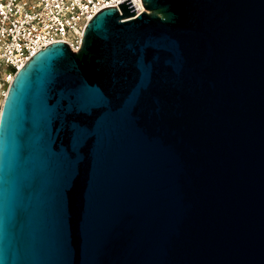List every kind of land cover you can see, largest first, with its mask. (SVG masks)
Listing matches in <instances>:
<instances>
[{
	"label": "water",
	"instance_id": "1",
	"mask_svg": "<svg viewBox=\"0 0 264 264\" xmlns=\"http://www.w3.org/2000/svg\"><path fill=\"white\" fill-rule=\"evenodd\" d=\"M128 1L10 87L0 264H264V0Z\"/></svg>",
	"mask_w": 264,
	"mask_h": 264
},
{
	"label": "built area",
	"instance_id": "2",
	"mask_svg": "<svg viewBox=\"0 0 264 264\" xmlns=\"http://www.w3.org/2000/svg\"><path fill=\"white\" fill-rule=\"evenodd\" d=\"M124 1L0 0L1 113L16 75L37 52L55 42L77 52L89 21L104 8L119 9ZM130 2L136 17L146 11L142 0L126 4Z\"/></svg>",
	"mask_w": 264,
	"mask_h": 264
},
{
	"label": "rangeland",
	"instance_id": "3",
	"mask_svg": "<svg viewBox=\"0 0 264 264\" xmlns=\"http://www.w3.org/2000/svg\"><path fill=\"white\" fill-rule=\"evenodd\" d=\"M0 110H1V104H0Z\"/></svg>",
	"mask_w": 264,
	"mask_h": 264
},
{
	"label": "bare ground",
	"instance_id": "4",
	"mask_svg": "<svg viewBox=\"0 0 264 264\" xmlns=\"http://www.w3.org/2000/svg\"><path fill=\"white\" fill-rule=\"evenodd\" d=\"M0 115H1V110H0Z\"/></svg>",
	"mask_w": 264,
	"mask_h": 264
}]
</instances>
